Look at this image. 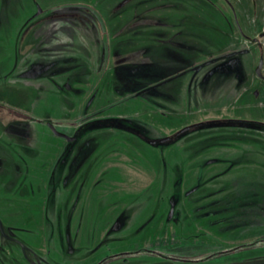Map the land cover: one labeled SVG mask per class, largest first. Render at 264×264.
<instances>
[{
  "label": "rangeland",
  "instance_id": "374dc122",
  "mask_svg": "<svg viewBox=\"0 0 264 264\" xmlns=\"http://www.w3.org/2000/svg\"><path fill=\"white\" fill-rule=\"evenodd\" d=\"M198 10L0 0V264H264V83L233 107L185 67ZM229 117L263 123L177 134Z\"/></svg>",
  "mask_w": 264,
  "mask_h": 264
},
{
  "label": "crops",
  "instance_id": "0c3cea01",
  "mask_svg": "<svg viewBox=\"0 0 264 264\" xmlns=\"http://www.w3.org/2000/svg\"><path fill=\"white\" fill-rule=\"evenodd\" d=\"M236 1L207 0L211 6L217 5L221 13L207 17L205 12H202V15L198 10L197 14L204 16L203 21L196 16L188 15L186 18L188 22H191L187 26L189 32L187 35L186 30L183 33V37L197 39V45L187 42L188 51L185 50L183 53V60L188 62L185 67L192 71L198 69V71L206 69L207 71H224L218 79L221 85H227L228 89L220 91L221 97L225 95L220 102L229 100L233 103V107L239 103L254 104V101L257 98L259 100L260 97L256 87L264 83L261 81L264 77L256 72L260 59L264 57V20L257 17L254 12V8L263 4V0ZM233 3L238 7L235 15L232 12ZM13 16L15 17V15L7 16V20L13 22L15 20ZM17 16L19 20L20 16ZM186 18L183 21H186ZM21 28L19 27L18 41L15 45L19 44L20 32H23ZM257 38L260 40L257 41ZM208 73L204 76L216 77V75L209 76ZM262 73L264 74V60ZM257 75L261 78L260 80H257ZM213 83L217 84L216 81ZM216 93L217 91H213L212 94ZM263 100L264 97L261 96L259 104H264Z\"/></svg>",
  "mask_w": 264,
  "mask_h": 264
},
{
  "label": "trees",
  "instance_id": "16d2710c",
  "mask_svg": "<svg viewBox=\"0 0 264 264\" xmlns=\"http://www.w3.org/2000/svg\"><path fill=\"white\" fill-rule=\"evenodd\" d=\"M262 121L258 120H250V119H242V118H219V119H213L208 121H203L200 126L206 125V126H216V125H225V124H241V125H258L262 124ZM264 124V123H263Z\"/></svg>",
  "mask_w": 264,
  "mask_h": 264
},
{
  "label": "water",
  "instance_id": "95a60500",
  "mask_svg": "<svg viewBox=\"0 0 264 264\" xmlns=\"http://www.w3.org/2000/svg\"><path fill=\"white\" fill-rule=\"evenodd\" d=\"M41 10H42L41 7H39L37 14L40 13ZM262 67H263V59L261 58L260 61H259V63H258V66H257V68H256V72H257V74L260 75L261 77H264V74L262 73ZM201 123H202V122L197 123V124H194V125H193V124H192V125H187V126L183 127L182 129H180V130L177 132V134L182 133V132H184V131H186V130H188V129L194 127V126H198V125H200ZM50 127L52 128V130H53L57 135H59V136H63V137H65L67 140H73V139H74L73 136H70V135H68L67 133H64V132L60 131L59 129H57V127H56L53 123H50ZM169 139H170V138L167 137V138L162 139V141H166V140H169Z\"/></svg>",
  "mask_w": 264,
  "mask_h": 264
}]
</instances>
